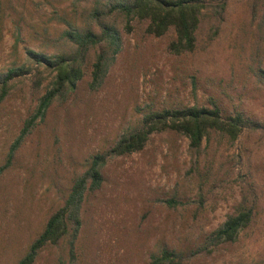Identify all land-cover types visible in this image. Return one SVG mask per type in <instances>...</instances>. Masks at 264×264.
<instances>
[{"label":"rangeland","instance_id":"rangeland-1","mask_svg":"<svg viewBox=\"0 0 264 264\" xmlns=\"http://www.w3.org/2000/svg\"><path fill=\"white\" fill-rule=\"evenodd\" d=\"M210 1L195 49L179 54L170 49L173 30L154 36L147 21L103 17L121 45L101 86L90 88L102 41L79 54L84 76L76 89L53 101L0 175V264L26 255L94 155L139 129L146 113L191 106H218L224 118L241 113L245 129L236 139L211 130L199 149L165 129L142 150L111 157L101 187L85 192L77 236L70 223L34 264H150L164 248L180 264H264V0ZM96 3L0 0L1 79L16 70L4 96L0 81V167L54 81L37 55L76 56L64 33H100ZM244 208L253 219L236 240L213 242L227 217Z\"/></svg>","mask_w":264,"mask_h":264},{"label":"trees","instance_id":"trees-1","mask_svg":"<svg viewBox=\"0 0 264 264\" xmlns=\"http://www.w3.org/2000/svg\"><path fill=\"white\" fill-rule=\"evenodd\" d=\"M101 0L94 5L92 15L99 23L100 33L92 27L65 31V36L77 44L78 54L74 57L58 55L51 59L37 55L39 63H46L54 71L52 87L42 96L35 112L25 121L19 136L12 143L6 163L0 167V175L12 162L16 150L37 122L45 118L46 112L58 97L73 92L84 76L79 54L90 46L105 42L106 49L99 53L93 64L90 88L98 89L107 74L110 64L120 50V37L117 29L104 21L107 13H119L128 21H147L146 31L154 36H162L173 30L175 39L170 42L174 53L193 51L196 47V30L199 27L203 12L213 6L210 0H107L100 9ZM228 0H222L226 5ZM111 53V54H109ZM16 70H10L0 81L4 84L2 96L7 92V84ZM247 121L241 113L224 118L218 106L212 108L191 106L181 109H164L153 111L143 116L139 129L123 134L116 144L105 153L94 155L86 171L79 176L71 189L64 205L55 211L47 221L42 233L32 242L26 255L17 264H34L39 251L47 244H57L68 232L70 223L77 236L82 225L80 210L87 190H96L103 184L102 168L111 157L121 156L142 150L152 133L172 129L186 134L190 145L199 149L211 130H217L231 139H236L245 129ZM173 201H169V204ZM253 219V209L244 208L231 214L223 226L213 233V242L235 241L240 230L247 227ZM179 254L164 248L162 254L154 256L150 264H180Z\"/></svg>","mask_w":264,"mask_h":264}]
</instances>
